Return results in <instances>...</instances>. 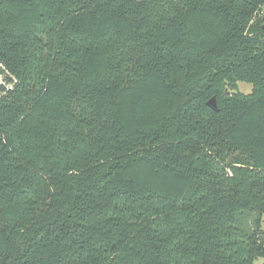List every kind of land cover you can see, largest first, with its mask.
Segmentation results:
<instances>
[{"label":"trees","instance_id":"obj_1","mask_svg":"<svg viewBox=\"0 0 264 264\" xmlns=\"http://www.w3.org/2000/svg\"><path fill=\"white\" fill-rule=\"evenodd\" d=\"M0 60V264L264 259V0H0Z\"/></svg>","mask_w":264,"mask_h":264},{"label":"built area","instance_id":"obj_2","mask_svg":"<svg viewBox=\"0 0 264 264\" xmlns=\"http://www.w3.org/2000/svg\"><path fill=\"white\" fill-rule=\"evenodd\" d=\"M17 84L18 79L16 76L0 60V101L14 91ZM261 264H264V259H261Z\"/></svg>","mask_w":264,"mask_h":264},{"label":"rangeland","instance_id":"obj_3","mask_svg":"<svg viewBox=\"0 0 264 264\" xmlns=\"http://www.w3.org/2000/svg\"><path fill=\"white\" fill-rule=\"evenodd\" d=\"M238 87H239V91L244 94H251L253 91V86L251 84L239 82ZM262 226L264 228V222ZM256 264H261V260L257 261Z\"/></svg>","mask_w":264,"mask_h":264},{"label":"water","instance_id":"obj_4","mask_svg":"<svg viewBox=\"0 0 264 264\" xmlns=\"http://www.w3.org/2000/svg\"><path fill=\"white\" fill-rule=\"evenodd\" d=\"M209 105L212 106L213 108H216L215 99L210 100Z\"/></svg>","mask_w":264,"mask_h":264}]
</instances>
